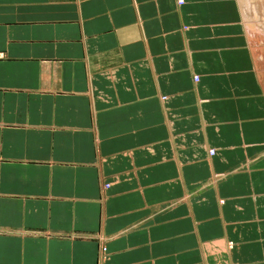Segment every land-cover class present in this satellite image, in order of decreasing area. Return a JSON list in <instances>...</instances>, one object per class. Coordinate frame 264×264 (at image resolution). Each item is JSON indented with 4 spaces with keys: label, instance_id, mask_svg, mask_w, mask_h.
I'll return each instance as SVG.
<instances>
[{
    "label": "crops",
    "instance_id": "0c3cea01",
    "mask_svg": "<svg viewBox=\"0 0 264 264\" xmlns=\"http://www.w3.org/2000/svg\"><path fill=\"white\" fill-rule=\"evenodd\" d=\"M178 3L0 0V264H264L240 4Z\"/></svg>",
    "mask_w": 264,
    "mask_h": 264
},
{
    "label": "rangeland",
    "instance_id": "374dc122",
    "mask_svg": "<svg viewBox=\"0 0 264 264\" xmlns=\"http://www.w3.org/2000/svg\"><path fill=\"white\" fill-rule=\"evenodd\" d=\"M238 1V4L241 3V0H237ZM254 1V4H255V10L254 11H258L259 9H261L262 7V2H260V0H253ZM259 2V3H258ZM182 1L178 4H181ZM257 5V6H256ZM245 9L243 6H241V9ZM242 9V10H243ZM245 12V16H249L251 15L253 12H249L248 11H244ZM257 16H261L260 13H257L256 14ZM251 16H254V14H252ZM262 16H264L262 14ZM251 20V19H250ZM248 19H244V23L245 25L247 26L248 24ZM264 23V22H262ZM246 30H247V36L249 38L248 40V43H249V49L251 50V52H253L254 54V58H255V72L257 73L258 77H259V80L264 88V58L262 59V61H258V59H256L255 55L259 52H262L261 55H264V31L262 30V28H259L260 30V33H258L259 35H255L254 32H251L252 34V37H250V34H249V30L248 28L246 27ZM256 50V51H255ZM213 153V151H210V155Z\"/></svg>",
    "mask_w": 264,
    "mask_h": 264
},
{
    "label": "bare ground",
    "instance_id": "6f19581e",
    "mask_svg": "<svg viewBox=\"0 0 264 264\" xmlns=\"http://www.w3.org/2000/svg\"><path fill=\"white\" fill-rule=\"evenodd\" d=\"M182 0H179V3L181 2ZM260 2H262V7L261 9H259L257 12L254 11L255 10V4H254V1L253 0H241V3L240 4V8L241 6H243L245 9H241V12H242V16L244 19H248V24L247 26L245 25V27L248 28V30L250 31L249 34H250V37H252V33L251 32H254L255 35H259L258 33H260V30L259 28H262V30L264 31V16H262V14L264 15V0H260ZM259 3V2H258ZM257 6V5H256ZM244 11H248L249 12H253L252 14H254V16H245V12ZM257 13H260L261 16H257L256 14ZM251 19V20H250ZM256 51V50H255ZM253 54V52H252ZM262 52H259L255 55L256 59H258V61H262V59L264 58V55H261ZM253 57H254V54H253ZM255 59V58H254Z\"/></svg>",
    "mask_w": 264,
    "mask_h": 264
}]
</instances>
